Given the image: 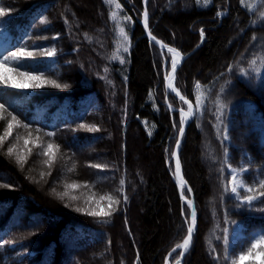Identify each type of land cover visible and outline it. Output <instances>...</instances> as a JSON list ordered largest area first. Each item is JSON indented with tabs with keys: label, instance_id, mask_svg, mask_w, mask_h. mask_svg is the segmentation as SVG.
Listing matches in <instances>:
<instances>
[{
	"label": "trees",
	"instance_id": "16d2710c",
	"mask_svg": "<svg viewBox=\"0 0 264 264\" xmlns=\"http://www.w3.org/2000/svg\"><path fill=\"white\" fill-rule=\"evenodd\" d=\"M85 1L86 8L69 0H0L5 9L0 17L2 54L19 46L32 50L34 40L53 45V61L39 55L26 58L21 71L68 85L28 91L0 86V103L21 125H29L14 128L0 146V264H165L168 257L177 259L179 249L167 254L187 232L189 208L173 181L171 155L179 111L164 104L171 55L144 35L139 23L143 0H116L121 15L131 17L124 23L130 43L127 53L119 51L123 64L112 59L118 49L113 8L105 0ZM250 4L255 9L240 0H209L207 6L204 0L199 5L196 0H148L149 31L189 53L176 71L175 86L194 105L195 95L204 96V111L192 117L179 150L197 215L181 264H217L214 256L219 264H231L223 259V237L228 229L230 239L232 221L245 233H264V197L238 207L230 186L224 190L229 181L225 149L232 167L248 168L244 179L249 186L264 179V0ZM197 81L199 90L194 88ZM217 99L225 106L222 123L216 118ZM167 100L185 108L172 93ZM5 117L0 135L10 119L7 113ZM81 124L99 131L89 132ZM225 127L227 141L222 140ZM28 131L32 137L25 146ZM37 135L42 147L31 143ZM48 142L59 146L51 167L42 154ZM12 145L16 149L9 155ZM17 156L26 161L18 162ZM120 179L128 199L115 206L111 217L76 211L95 207L101 195H119ZM73 182L81 187L66 188ZM65 191L68 195L61 198ZM184 195L188 197L186 188ZM88 197H93L91 205ZM100 204L105 207L107 201Z\"/></svg>",
	"mask_w": 264,
	"mask_h": 264
},
{
	"label": "snow or ice",
	"instance_id": "6c2138e0",
	"mask_svg": "<svg viewBox=\"0 0 264 264\" xmlns=\"http://www.w3.org/2000/svg\"><path fill=\"white\" fill-rule=\"evenodd\" d=\"M196 2L198 5L200 4V0H196ZM105 3L107 4L115 3V7L117 9L121 8V5L119 3H116V0H105ZM208 3H209V0H204L205 6H207ZM240 3L241 5H245V0H240ZM144 4H145V10L143 12V23H144L145 29H148V19H149V14L147 10L148 0H144ZM245 7L248 9H255V5H251V4L245 5ZM4 15H5V9L0 7V17ZM217 15L220 16L222 15V13L217 12ZM260 16L261 18H264V11L260 12ZM110 19H112L113 21H117L116 11L110 12ZM123 19L131 20V17L124 16ZM46 22H47L46 18L45 20L41 21V23H46ZM119 34L123 38V41L125 43H130L129 37L127 33L125 32L124 27H119ZM204 35H205L204 29H200L201 40H203ZM85 36L87 37V34H85ZM148 36L150 37V42L155 41L157 45H161L162 47H167V51L172 54L171 55V71L165 74V80L167 82L168 89H170L171 92L175 93V95L179 97V100L183 104L187 105L186 111L182 107L178 109L180 119H179V126H178L177 131H178V135L180 137H183L184 132H185V124L188 122V120L192 118L193 116H196L197 114L203 113L204 96L203 94L195 95V105H194L192 101L188 100L184 95L181 94L180 90L175 86L174 81L176 78L175 74L177 71V66L182 60V54L180 53L179 50L172 48V47H168L167 45H164L160 40H158L155 36L152 35L151 31H148ZM57 38L58 37H53V39H57ZM255 39L256 37H253V40ZM121 47L124 53H127L129 51L128 46L121 45ZM119 51L120 49L118 48L116 51V54L112 56V59L119 58L120 63L123 64L125 61L122 57L118 55ZM55 54H56V50L54 48L50 50L43 49L39 52H36V51L28 50L26 46H19V47H16L15 50L8 51L6 55H3L2 58H0V86H3L4 88L17 89V90L39 89V88L44 87L45 85H50L54 88L68 87V85L66 84L61 85L57 83L55 80L46 79L43 73L37 75L30 70L21 71V67H23L22 61L24 59L32 58L37 55L52 57V56H55ZM251 63L254 65L256 61L253 60ZM227 70L229 72H232L233 65H228ZM107 71L108 69L105 68V72ZM240 71L243 72L244 70L241 69ZM222 75L223 73H221V76ZM194 88L196 90H199L201 88V84L199 81L195 83ZM221 91H223V87L221 88ZM215 102L217 104L216 118L218 121L222 123L223 108L225 106L219 101V99H217ZM168 108L170 111L177 110V109H173L171 104L168 105ZM5 113H7V116H9L10 119L7 120V124L4 129V132L2 135H0V146H2L4 142L9 137L12 136L14 128H18L21 126L25 129L29 128L28 124L21 125V122L20 120H18L17 116L13 115L11 112H8V109L6 108L4 103H0V120H4L6 118ZM79 127L85 128L89 132L99 131V128L96 127L95 125L88 126L85 124H81ZM173 127L177 128L176 122L173 123ZM36 132L39 133L40 129H36ZM220 133H221V130L218 129V134ZM45 135L51 137L54 135V132H47L45 133ZM31 137H32V131H28V138L24 139L25 146H27L30 143L29 138ZM16 139L17 141H19V139L21 138L16 137ZM40 139L41 137L37 135L34 140H31V143H33L34 146L36 147H42V145L38 143ZM228 139L229 137L227 135V129L225 127L222 132V140L227 141ZM180 142H181L180 139L176 140L177 149H179L180 147ZM15 149H16V145H12L11 147H8L7 149L8 154L12 155ZM58 150H59V146L53 144L52 142H48L46 147H43L42 154L44 156L49 157V159L45 161V163L48 164L49 167H51L52 162L55 160V152ZM28 151L30 153L31 149H28ZM171 155L174 157H177L176 164H175V175L179 183V187L181 189V198L186 202L187 207L191 209L190 220L188 216H185V221H184L185 224H187V235L184 237L182 243L177 244L172 249V253L176 252L177 249H180L181 251L178 253V256L183 257L191 246L193 233L196 228L197 215H196V210H195L193 201L184 195L186 181L181 175V170H180L181 166H180V161H179L177 152L173 151ZM224 157L225 159L223 161V164L227 166L228 175L230 177V180L224 185V190L225 192L229 191L228 185L229 184L231 185L230 187L231 193L234 194L235 198L240 201V204L237 206L239 207L244 204L251 206L254 201L258 200L260 197H264V179H261L258 182H255V186H249L246 180L244 179V173L248 171V168L241 166L240 170L238 171L237 168L232 167L231 164H229L227 149L224 150ZM17 161L24 162L26 161V157L17 156ZM91 167L106 168L107 165L102 166L99 164H94V165H91ZM71 170L72 169H69V171ZM220 171L221 173H223L224 167H222ZM124 185H125V180L120 179L119 188L117 189V192L119 193V195H112V194L101 195L99 196V199L95 200V207L90 206L88 208H83V209L78 207L76 208V211L86 212L87 215L92 216V217H101V218L111 217L113 212L117 210L115 206L120 205L122 201L125 203L127 202L128 197L126 194H124L125 193ZM84 186L88 187L87 185H84ZM79 187H81V185L76 182L66 185V188H71V189H75ZM241 190L249 194L241 196L240 195ZM53 191L55 190L53 189ZM187 191L190 193L192 190L191 188H188ZM59 195H61V198H63V196L68 195V193L67 191H65L64 193L59 194ZM71 199L76 200L78 199V197L72 196ZM92 200H93V197H88V200L86 202L91 205ZM101 201H107V205L105 207H102L100 204ZM182 214H183V210H182ZM232 223L235 224L236 222L232 221ZM224 233L225 235L223 237V243L225 247L223 249V259L225 261L230 260L231 264H245L246 261L249 262V264H256L257 261L259 262V264H264V233H258L257 236L252 239L250 247H248L246 251H240L238 256H235V258H233V254L230 253L229 251L230 245H229L228 229H224ZM11 243L12 241H3V244H11ZM212 252L213 253L215 252V248L212 249ZM172 253H169V256H171ZM213 258L214 260L217 261V264H219V259H220L219 256H214ZM138 259L139 257L137 256V261ZM165 264H167V258H166ZM175 264H181L180 259H176Z\"/></svg>",
	"mask_w": 264,
	"mask_h": 264
},
{
	"label": "rangeland",
	"instance_id": "374dc122",
	"mask_svg": "<svg viewBox=\"0 0 264 264\" xmlns=\"http://www.w3.org/2000/svg\"><path fill=\"white\" fill-rule=\"evenodd\" d=\"M69 1H71L77 7H80V8H86L87 7V3L85 0H69ZM250 2H251V0H245L246 5L250 4ZM116 3H117V1H116ZM107 5L113 8V10H111V12L112 11L117 12V21H114L116 24V35H117V41H118L117 47L120 49V51H122L121 45L126 46V43L123 41V38L119 34V27H124L125 26L124 23L126 22V20H124L123 16L121 15L122 11H120L119 9H117L115 7V3L114 4H107ZM3 32H4L3 28L0 27V58H2L3 55H5V54H2L3 52L1 51V46H2V44H4V40L2 39V33ZM30 48L32 50H33V48H37V49H39L38 52L43 50V49H49V50L53 49V48L55 49V47L53 45L49 46V45L38 44V41H35V40L31 42ZM170 55H172V54L170 53ZM50 59L53 61L54 60L53 56L50 57ZM170 61H171V56H170ZM170 66H171V63H170ZM170 66H169V68H170ZM28 90L29 89L24 90V91H28ZM184 109H187V105H185ZM179 119H180V115H179ZM102 157L103 158L105 157L104 153H102ZM237 170L239 171L240 169H237ZM229 180H230V177H229ZM229 186L231 187L230 184H229ZM241 191L243 193H245L243 190H241ZM257 234L258 233L255 231L250 232V233H245L242 230V228L238 222L233 224V226L231 228V232H230V239H229V245H230L229 251H230V253L233 254V258H235V256H238L240 251H246L247 248L250 247L252 239L254 237H256ZM175 260H176V258L174 259L172 257H168L167 258V264H172ZM245 264H249V262L246 261ZM256 264H259V262L257 261Z\"/></svg>",
	"mask_w": 264,
	"mask_h": 264
},
{
	"label": "water",
	"instance_id": "95a60500",
	"mask_svg": "<svg viewBox=\"0 0 264 264\" xmlns=\"http://www.w3.org/2000/svg\"><path fill=\"white\" fill-rule=\"evenodd\" d=\"M144 10H145V4H144V0H143V11H142V14H141V18H140V20H139V23H140V25L142 26V28H143V31H144V35L148 38V40L150 41V37L148 36V31H149V28L148 29H145V27H144V23H143V12H144ZM153 35V34H152ZM154 36V35H153ZM156 37V36H155ZM158 40H160L164 45H167L163 40H161L160 38H158V37H156ZM151 43H153L154 45H156L158 48H160L161 50H165V51H167V47H162L161 45H157L156 43H155V41H152ZM168 47H172V46H170V45H167ZM172 48H175V47H172ZM175 49H177V48H175ZM178 50V49H177ZM181 53V52H180ZM182 54V60H181V62L178 64V66H177V69L179 68V66L181 65V63L183 62V60L185 59V57L189 54V53H187V54H183V53H181ZM171 71V66H170V68H169V70H168V72H170ZM164 86H165V90H166V95H165V101H164V104L166 105V107L168 108V105H169V102H168V100H167V93H172L173 95H175V93H173V92H171V90L170 89H168V85H167V82H166V80H165V77H164ZM176 96V95H175ZM177 97V96H176ZM177 98H179V97H177ZM172 108L173 109H177V111H178V109L179 108H175V107H173L172 106ZM181 108V107H180ZM169 109V108H168ZM187 109H185V111H186ZM191 119L192 118H190L189 120H188V122L185 124V129H186V127H187V125L189 124V122L191 121ZM177 139H180V141H181V137L179 136V135H177ZM176 139V140H177ZM180 144H181V142H180ZM179 150H180V147H179V149H177L176 148V142H175V144H174V148H173V151H176L177 152V155H178V158H179ZM176 158L177 157H174V156H172V160H173V181H174V183H175V185L177 186V188H178V191H179V195H180V198H181V190H180V188H179V184H178V181H177V179L175 178V176H174V173H175V164H176ZM180 161V160H179ZM180 166H181V164H180ZM181 170V175H182V168L180 169ZM183 176V175H182ZM184 178V177H183ZM185 180V179H184ZM185 188H186V190L189 188V186H188V184H187V182H186V186H185ZM188 198L189 199H191L192 201H193V203H194V197H193V194H192V191L189 193L188 192ZM182 199V198H181ZM182 201L183 202H185L183 199H182ZM186 203V202H185ZM194 207H195V204H194ZM196 210V209H195ZM190 213H191V209H189V220H190ZM186 235H187V232H186ZM185 235V236H186ZM183 241V240H182ZM182 243V242H181ZM192 243V242H191ZM191 247V246H190ZM190 249V248H189ZM189 249H188V251H189ZM180 250V249H179ZM181 251V250H180ZM179 251V252H180ZM188 251L185 253V255L183 256V257H177V259H180V261H181V263H182V261H183V259H184V257L186 256V254L188 253ZM169 253H172V250L169 252ZM169 253L167 254V257L169 256ZM176 261V260H175ZM175 261L172 263V264H175Z\"/></svg>",
	"mask_w": 264,
	"mask_h": 264
},
{
	"label": "bare ground",
	"instance_id": "6f19581e",
	"mask_svg": "<svg viewBox=\"0 0 264 264\" xmlns=\"http://www.w3.org/2000/svg\"><path fill=\"white\" fill-rule=\"evenodd\" d=\"M174 176H175V178H176V175H175V173H174ZM179 184V183H178ZM180 188V187H179ZM181 190V189H180Z\"/></svg>",
	"mask_w": 264,
	"mask_h": 264
}]
</instances>
